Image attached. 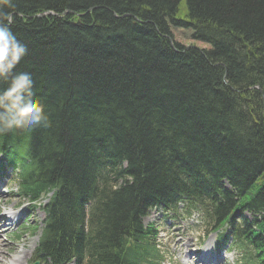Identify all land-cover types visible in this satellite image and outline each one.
I'll return each instance as SVG.
<instances>
[{
	"label": "trees",
	"instance_id": "obj_1",
	"mask_svg": "<svg viewBox=\"0 0 264 264\" xmlns=\"http://www.w3.org/2000/svg\"><path fill=\"white\" fill-rule=\"evenodd\" d=\"M12 3L4 7L14 15L11 31L28 48L16 70L31 75L48 120L0 136V150H33L44 183L61 186L54 209L66 220L62 206L77 207L86 193L90 167L103 156L96 152L109 147L107 158L127 164L93 212L91 263H135L140 250L132 256L128 245L145 234L140 218L151 200L182 190L192 200L193 188L226 178L235 194L215 211L226 218L262 176L264 0ZM171 26L206 48L171 40ZM24 177L21 192H33L37 184ZM247 207L264 211V184ZM64 231L52 243L56 254L74 246ZM255 243L264 255V238Z\"/></svg>",
	"mask_w": 264,
	"mask_h": 264
},
{
	"label": "clouds",
	"instance_id": "obj_2",
	"mask_svg": "<svg viewBox=\"0 0 264 264\" xmlns=\"http://www.w3.org/2000/svg\"><path fill=\"white\" fill-rule=\"evenodd\" d=\"M5 6L13 8L12 0H0V85H5L0 87V136L46 125L48 120L31 75L16 70L28 48L11 31L14 15ZM2 211L12 214L13 209Z\"/></svg>",
	"mask_w": 264,
	"mask_h": 264
},
{
	"label": "rangeland",
	"instance_id": "obj_3",
	"mask_svg": "<svg viewBox=\"0 0 264 264\" xmlns=\"http://www.w3.org/2000/svg\"><path fill=\"white\" fill-rule=\"evenodd\" d=\"M180 5H181V7H183V2ZM183 12H184V10L181 8L179 15L182 16ZM183 42H184L183 44L187 45V46H189V45L198 46V47L206 46L204 43L197 42V41H191L188 38L183 39ZM257 187H258V185H256L255 189H257ZM11 190L12 189H10V188H3L2 192L0 193V210L5 208V207L10 208V205H12V199L14 197L9 194ZM197 234L201 235V231L195 230V231H191V233H190V235H193L194 237ZM22 239L25 241V243H26L25 245L28 246V248H30L31 252H32L33 247H34L35 242H36L35 238H31L28 235L23 234ZM164 239H163V241L166 243V246H167L168 245L167 240L166 239L164 240ZM10 247H12V246H10ZM18 249L19 248H16V250H18ZM173 249L174 248L172 247L171 250H173ZM12 254H13V259H15L17 257V253L15 251H13ZM1 259L2 260L4 259V255L1 257ZM6 260H7V255L5 256V262H6Z\"/></svg>",
	"mask_w": 264,
	"mask_h": 264
},
{
	"label": "bare ground",
	"instance_id": "obj_4",
	"mask_svg": "<svg viewBox=\"0 0 264 264\" xmlns=\"http://www.w3.org/2000/svg\"><path fill=\"white\" fill-rule=\"evenodd\" d=\"M1 218H4V215H0V219H1ZM7 220H8V219H7ZM62 237H65V235H62ZM22 255H26V250L22 252ZM196 259L201 260L202 257H200V258H196ZM15 260H16V259H15ZM14 262H15V261H14Z\"/></svg>",
	"mask_w": 264,
	"mask_h": 264
},
{
	"label": "snow or ice",
	"instance_id": "obj_5",
	"mask_svg": "<svg viewBox=\"0 0 264 264\" xmlns=\"http://www.w3.org/2000/svg\"><path fill=\"white\" fill-rule=\"evenodd\" d=\"M209 245H211V241H209Z\"/></svg>",
	"mask_w": 264,
	"mask_h": 264
}]
</instances>
